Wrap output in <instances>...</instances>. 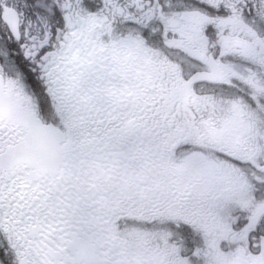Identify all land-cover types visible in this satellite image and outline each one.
<instances>
[{"label":"snow or ice","instance_id":"obj_1","mask_svg":"<svg viewBox=\"0 0 264 264\" xmlns=\"http://www.w3.org/2000/svg\"><path fill=\"white\" fill-rule=\"evenodd\" d=\"M0 264H264V0H0Z\"/></svg>","mask_w":264,"mask_h":264}]
</instances>
